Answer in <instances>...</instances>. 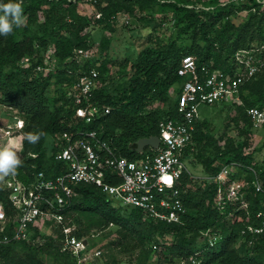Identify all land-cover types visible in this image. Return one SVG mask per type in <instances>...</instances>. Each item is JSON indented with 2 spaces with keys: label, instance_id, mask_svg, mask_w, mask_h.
Wrapping results in <instances>:
<instances>
[{
  "label": "trees",
  "instance_id": "1",
  "mask_svg": "<svg viewBox=\"0 0 264 264\" xmlns=\"http://www.w3.org/2000/svg\"><path fill=\"white\" fill-rule=\"evenodd\" d=\"M81 1L94 6L93 20L77 11ZM8 3L21 4L23 22L17 26L9 16L12 31L0 34V105L16 108L23 117V125L21 153L10 149L19 163L0 180V202L7 215L12 214V207L5 179L14 176L27 183L32 174L39 171L46 177L58 175L64 163L55 160L54 154L62 145L63 132L95 130L116 155L129 160L152 154L154 151L148 147L139 153L134 145L139 138L158 136L160 123L174 115L179 85L184 80L177 74L183 57L192 56L198 66L227 71L233 53L250 47L248 42L254 36L264 48V10L259 9L260 3L252 0L250 5L240 7L221 4L218 0H0V4ZM241 8L247 9L246 19L235 24L230 15ZM152 13L168 14L175 36L144 48L131 65L124 83L106 81L104 62L85 61L79 66L77 52L91 48V24L107 28L118 14H127L138 16L142 25L147 26L154 20ZM4 15L0 10V16ZM108 41V37L102 39L104 44ZM48 50L52 51L53 67L44 70ZM23 57L29 58L26 66L19 63ZM92 67L98 70L101 84L93 92L91 103L108 107L109 111L100 112L86 123L74 115L67 89ZM51 85L55 92L60 88L58 97L46 94ZM172 85L176 91L172 104L164 109L152 108L153 102L167 101ZM238 96V103L231 102L238 110L236 121H245L252 127L246 111L253 107L264 110V65L240 86ZM210 138L207 120L198 119L192 137L194 149L190 154L201 160L205 175H215L223 165L235 163L238 166L231 179L245 181L248 215L253 217L257 211L264 212V168L254 161L251 153L243 154L240 147H234L230 139L211 151L207 146ZM252 170L261 182L260 192H255L251 185ZM108 182L115 184L118 178L110 177ZM177 187L185 208L178 222L145 219L137 208L125 212L96 187L83 184L75 186L76 194L63 213L66 221L74 222L72 233L77 237L88 236L92 228L115 226L120 240L128 239L132 248L140 249L145 256L141 257L143 262L154 254L156 264H178L181 258L197 252L201 264H264V238L247 244L240 237L244 223L225 221L224 215L232 207L227 206L223 214L216 208V183L198 182L182 174ZM237 214L244 217L246 213L240 210ZM207 229L219 234L211 246L201 239ZM60 236L56 229L53 234L43 235V240L37 243L1 244L0 264H49L43 256L49 257L52 264H70L68 252L61 250ZM94 245L95 241L91 240V246Z\"/></svg>",
  "mask_w": 264,
  "mask_h": 264
},
{
  "label": "built area",
  "instance_id": "2",
  "mask_svg": "<svg viewBox=\"0 0 264 264\" xmlns=\"http://www.w3.org/2000/svg\"><path fill=\"white\" fill-rule=\"evenodd\" d=\"M46 53L44 70H49L48 64L53 62L50 58L52 51ZM19 63L26 66L29 58L23 57ZM263 65L264 59L255 45L235 51L227 71L198 66L192 56L183 57L177 74L184 80L179 85L175 113L160 123L159 144L156 149H152L154 153L138 159L129 160L116 155L110 145L97 136L95 130L63 132L62 145L54 154L55 160L64 163L58 175L46 177L39 171L33 173L27 183L14 176L5 179L12 214L7 215L0 202V245L11 241L37 243L43 240V235L53 234L58 229L61 250L68 252L70 264H110L104 258L100 246H91L94 234L75 236L72 233L74 222L65 219L64 209L76 194L75 186L80 184L96 187L111 202L119 200L123 207L139 209L145 219L178 222L185 208L177 183L182 174L193 177L185 159L194 149L192 137L199 119L198 106L223 101L238 103L240 86ZM37 69L41 67L37 66ZM100 84L99 72L92 67L67 89L74 115L86 123L100 112L109 111L108 107L91 103L93 92ZM246 112L253 128H260L264 124V110L253 107ZM234 169L233 163L223 165L215 175L206 176L204 180L216 183V208L223 214L227 206L232 207L224 215L225 221H242L244 227L240 230V237L251 244L254 240L264 238V212L257 211L253 217L248 215L245 181L231 179ZM252 172L254 177L251 185L255 192H260L261 182ZM110 177L118 178V182L109 183ZM240 210L245 211L244 217L237 214ZM46 229L48 232H45ZM218 238L219 234L209 229L201 235V239L209 246ZM197 254L195 252L181 258L178 264H201Z\"/></svg>",
  "mask_w": 264,
  "mask_h": 264
},
{
  "label": "rangeland",
  "instance_id": "3",
  "mask_svg": "<svg viewBox=\"0 0 264 264\" xmlns=\"http://www.w3.org/2000/svg\"><path fill=\"white\" fill-rule=\"evenodd\" d=\"M190 1L198 2L200 0ZM218 1L221 4L228 3L236 7L251 4V0ZM252 1L260 3L259 9L264 10V0ZM77 11L82 15L91 17V20L95 17L94 6L89 2H79L77 4ZM246 15L247 9L241 8L240 10H235L230 15V19L233 23L239 24L246 19ZM152 17H154V20L147 26L142 25L143 22L138 19V16L127 14H118L116 18L109 22L107 28L102 25L91 24L89 33L91 48L83 54H76L79 66L85 61L93 62L95 60L97 64L104 62L107 67V71L103 75L106 81H113L114 84L124 83L131 70V65L136 61L139 53L144 48L167 42L175 36V29L172 27L168 14L152 13ZM160 19H163V21L159 22ZM104 37L109 38L107 44L102 42ZM248 44L255 45L258 53L264 59V48L260 39L254 36ZM48 65L49 68H52L53 62ZM59 91L55 92L54 85H51L46 94L49 97H58ZM175 93L174 85H172L168 90L167 101L164 103L153 102L151 107L167 108L172 104ZM237 113L236 105L231 104L230 101L198 106V118L200 120H207L209 134L211 135V138L207 141L209 142L207 145L208 149L212 151L216 146L222 147L224 142L230 139L234 147H240L243 154L251 153L254 161L264 168V125L260 128H253L248 126V123L245 121H236ZM22 125L23 117L18 113L16 108L0 105V151L8 148L17 151L19 154L21 153ZM246 130L247 132H245ZM204 153L208 154L207 151H204ZM200 161L195 154L185 159L187 169L193 176L191 178L198 182H202L204 177L207 176ZM233 164L235 167L238 166L235 163ZM112 204L120 206L125 212L129 211V208L123 207L119 200H113ZM45 232H48V230L46 229ZM90 232L94 234V246H99L100 244L107 245L106 248L103 247V255L110 264L157 263V256L154 254L148 255L146 262L141 261V257L144 258L145 256L141 255L140 249L132 248V242L128 239L120 240V235L115 226L96 227L92 228ZM43 258L49 264H52L49 257L43 256Z\"/></svg>",
  "mask_w": 264,
  "mask_h": 264
},
{
  "label": "clouds",
  "instance_id": "4",
  "mask_svg": "<svg viewBox=\"0 0 264 264\" xmlns=\"http://www.w3.org/2000/svg\"><path fill=\"white\" fill-rule=\"evenodd\" d=\"M22 2V0H21ZM0 10H2L5 15L0 16V34H9L12 31V23H15L17 26L20 25L23 21L21 19V4L20 3H8L0 4ZM12 17V23L9 22L8 17ZM35 142V138H33ZM19 163L16 159L15 153L8 148L0 151V180L3 179L4 175H7L10 169H14V166Z\"/></svg>",
  "mask_w": 264,
  "mask_h": 264
},
{
  "label": "water",
  "instance_id": "5",
  "mask_svg": "<svg viewBox=\"0 0 264 264\" xmlns=\"http://www.w3.org/2000/svg\"><path fill=\"white\" fill-rule=\"evenodd\" d=\"M158 144H159V137L157 135L143 137V138H139L135 142L134 150L137 152H142L146 147L151 149H156L158 147Z\"/></svg>",
  "mask_w": 264,
  "mask_h": 264
}]
</instances>
